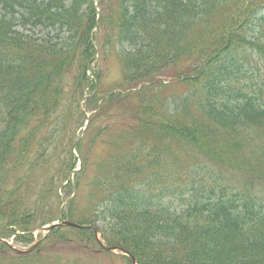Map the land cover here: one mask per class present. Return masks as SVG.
<instances>
[{"label": "trees", "instance_id": "16d2710c", "mask_svg": "<svg viewBox=\"0 0 264 264\" xmlns=\"http://www.w3.org/2000/svg\"><path fill=\"white\" fill-rule=\"evenodd\" d=\"M99 6L96 20L92 0H0V236L56 218L90 84L64 218L96 227L137 264H264V0ZM108 44L120 48L118 91L87 74ZM30 148L45 152L41 168L55 161L62 171L40 189L56 205L28 203L33 192L8 176ZM56 242L94 244L113 259L92 229L61 227L26 255L0 243V264H91L50 253Z\"/></svg>", "mask_w": 264, "mask_h": 264}, {"label": "rangeland", "instance_id": "374dc122", "mask_svg": "<svg viewBox=\"0 0 264 264\" xmlns=\"http://www.w3.org/2000/svg\"><path fill=\"white\" fill-rule=\"evenodd\" d=\"M100 40V37L98 41ZM104 54L102 55L101 59L99 60V65L97 66V69L94 70L95 72H89L88 77L90 79L94 80L95 73H98L101 77V86L102 88H110L111 85L121 81V73L122 69L119 64V59L118 56L115 55V52L117 49L111 47L110 44L107 46H104ZM119 46H116L118 48ZM169 79V78H167ZM90 86V84H89ZM89 86H85V91L89 90ZM100 86V87H101ZM61 122L62 124H65L66 121ZM70 129H73V124L70 125ZM49 128L44 129L45 132H47ZM70 131V130H69ZM42 149L38 148L35 151H32V149H28L27 152H25L26 156H30L29 161H23V164L21 161L17 164V174L15 175L14 173L9 174L8 176L13 179V185L15 186L21 185V189L23 190L24 185L28 186L30 190L33 192L30 194V198L28 200V203L30 204H35L33 202H38L41 206V208L44 205H47L49 202L55 203L58 201L57 197L51 195H46L45 198H42V194L40 193L41 187L43 189L49 188V182L47 184H44L45 178H49L50 176H54L55 179L59 178V175L62 174V171H58V165L57 162H51L49 165H45V168H41V163L45 159V152L44 156L41 155ZM26 162V164H25ZM34 165L35 164V170L36 172H31L29 169V165ZM39 169L41 170V175H37L36 173L38 172ZM63 177L60 180H57V190L61 189V187L58 186H63L60 185ZM36 182V183H35ZM20 183V184H19ZM55 187V188H56ZM54 188V189H55ZM69 188V187H68ZM52 191V190H51ZM59 191V193L61 192ZM63 192V191H62ZM72 192V191H71ZM51 193V192H50ZM61 194V193H60ZM38 205V204H37ZM36 235V233H35ZM81 244H63L60 245L59 243H55V248L52 246H48L47 250L52 253L55 251L58 254H62V256H70L72 258L73 256H80L83 261H88V262H94L97 264H122L123 259H121L118 256L113 257V259L110 257V255L101 253V252H95L97 249V246L94 244H88L86 246H80ZM20 247L26 248V245H19ZM84 264V263H83Z\"/></svg>", "mask_w": 264, "mask_h": 264}, {"label": "water", "instance_id": "95a60500", "mask_svg": "<svg viewBox=\"0 0 264 264\" xmlns=\"http://www.w3.org/2000/svg\"><path fill=\"white\" fill-rule=\"evenodd\" d=\"M63 223H65V224H71L70 222H63ZM63 223L59 222V223H57V224H52V225H50V226H48V227H45V229H51V228H53L54 226H57V225H60V224H63ZM18 251H19V250H18ZM19 252H26V251H19Z\"/></svg>", "mask_w": 264, "mask_h": 264}]
</instances>
